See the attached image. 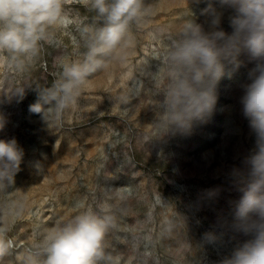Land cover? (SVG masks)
I'll return each mask as SVG.
<instances>
[{"label":"rangeland","instance_id":"obj_1","mask_svg":"<svg viewBox=\"0 0 264 264\" xmlns=\"http://www.w3.org/2000/svg\"><path fill=\"white\" fill-rule=\"evenodd\" d=\"M145 2L158 10L135 30L127 64L110 61L106 70L91 76L59 125H47L29 106L39 98L36 87L50 86L58 78L59 57L79 58L83 48L78 47V34H58L61 46L44 45L35 63L15 77L16 86H31L22 100L9 101L0 94V116L6 121L0 139L15 138L24 151L14 185L0 200H27L23 218L10 233L16 249L0 264H22L25 248L76 214L77 202L115 206L118 227L107 242L109 251L123 256L122 264H223L249 239L235 229L234 213L247 181V159L256 150L240 98L257 62L244 53L239 67L225 63L212 111L187 133L146 143V137L155 135L153 105L162 99L154 96L148 72L158 70L157 56L167 35H175L187 19L207 30L205 9L218 8L219 0ZM70 7L91 22L94 13L81 3ZM158 28L167 33L153 39ZM220 29L233 31L228 13ZM8 86L0 83V89ZM122 95L129 103L118 102ZM168 221L174 224L171 231ZM206 233H214L215 242H208ZM144 234L152 237L147 247L136 239Z\"/></svg>","mask_w":264,"mask_h":264},{"label":"clouds","instance_id":"obj_2","mask_svg":"<svg viewBox=\"0 0 264 264\" xmlns=\"http://www.w3.org/2000/svg\"><path fill=\"white\" fill-rule=\"evenodd\" d=\"M76 2L94 13L91 22L70 7ZM200 2L189 0L191 4ZM157 10V5L145 0H0V83L9 85L0 89V94L9 101L22 100L31 86H16L15 77L35 63L44 45L61 46L58 34H78V47L83 48L79 58L59 57L58 78L50 86L36 87L39 98L29 106L47 125H59L91 76L106 70L110 61L127 64L136 44L135 30L148 24ZM205 12L207 30L187 19L175 35H167V45L157 56L158 70L147 74L154 96L162 99L153 105L155 135L146 137L145 142L187 133L193 122L209 114L225 63L239 67L244 53L257 62L255 75L244 85L240 98L242 115L255 134L256 150L247 159V181L234 213L235 229L249 239L235 247L223 264H264V0H219L218 8L210 5ZM226 13L231 34L220 29ZM166 33L158 28L152 36L156 39ZM118 102L127 104L129 97L122 95ZM5 123L0 116V130ZM23 156L15 138L0 139V195L7 196L14 185ZM75 207L76 214L47 229L25 248L22 264H122L123 256L109 251L107 242L118 227L115 206L77 202ZM26 208V198L0 200V261L16 249L10 233ZM167 224L171 231L173 222ZM136 239L146 247L152 243L150 234ZM205 239L213 243L217 237L206 233ZM187 247L191 248L189 242Z\"/></svg>","mask_w":264,"mask_h":264}]
</instances>
